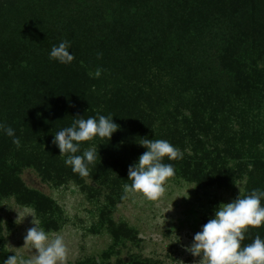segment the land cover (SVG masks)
<instances>
[{
    "label": "trees",
    "instance_id": "1",
    "mask_svg": "<svg viewBox=\"0 0 264 264\" xmlns=\"http://www.w3.org/2000/svg\"><path fill=\"white\" fill-rule=\"evenodd\" d=\"M64 40L70 64L49 58ZM98 115L120 127L110 140L80 143L76 155L95 147L100 156L81 177L52 141L77 116ZM0 124L21 141L17 148L0 130V206L12 198L45 232L57 231L61 207L21 175L73 183L99 203L98 225L112 238L100 260L75 264H112L113 255V264H160L120 256L140 239L112 216L131 184L128 167L147 151L143 138L183 153L163 160L174 166L170 180L229 191L242 181L241 196L264 191V0H0ZM257 235L264 240V224L249 227L241 246ZM9 255L0 213V264Z\"/></svg>",
    "mask_w": 264,
    "mask_h": 264
},
{
    "label": "rangeland",
    "instance_id": "2",
    "mask_svg": "<svg viewBox=\"0 0 264 264\" xmlns=\"http://www.w3.org/2000/svg\"><path fill=\"white\" fill-rule=\"evenodd\" d=\"M21 177L27 186L52 197L61 207L60 229L46 233L50 238L56 233L64 236L68 247L66 264H75L86 258L100 260L102 254L108 252L112 238L103 226L98 225L99 203L89 201L73 183L53 187L42 182L32 169L24 170ZM194 186L184 180L169 179L165 185L167 190L158 201H148L137 194L117 204L113 219L128 223L137 231L140 239L121 247L119 255L139 254L160 264H182L181 261L183 264H196L201 257H194L185 251V247L191 246L194 235L202 230L209 219L215 218V211H212L214 204L211 202H216L217 206L232 202L242 192L243 182L238 181L231 191L217 187L202 190L192 188ZM187 192V198L181 197L186 196ZM0 213L6 248L12 254L31 258L35 249L24 246V237L27 230L34 226L31 215L38 219L34 211L17 205L10 198L1 203ZM115 258L113 255L110 263L113 264Z\"/></svg>",
    "mask_w": 264,
    "mask_h": 264
},
{
    "label": "clouds",
    "instance_id": "3",
    "mask_svg": "<svg viewBox=\"0 0 264 264\" xmlns=\"http://www.w3.org/2000/svg\"><path fill=\"white\" fill-rule=\"evenodd\" d=\"M69 48L70 42L64 40L52 47L49 58L61 64H70L75 57ZM102 71L103 69L98 68L95 77L99 78ZM119 127L113 122L111 115H98V119L77 116L70 127L55 134L52 143L59 148L60 156L66 157L64 163L71 166L74 173L87 177L90 174L88 165L95 164L98 152L92 147L84 150L82 155H76L80 151V143L91 141L95 137L110 140ZM0 130L13 138L12 142L17 148L21 146L13 128L0 124ZM139 144L147 151L140 155L138 163L128 167V181L131 184L123 185L124 195L121 199L139 194L144 199L155 202L164 196L167 181L175 175L174 166L164 163V158L175 161L182 159L183 153L163 139L143 138ZM195 187L196 185L192 188ZM187 196L188 192L181 197ZM262 198L264 191L257 189L245 196L239 194L230 203H221L215 210V218L209 219L202 226V230L194 235L191 246H186L185 251L194 257H201L196 264H264V240L259 235L250 244L241 246L249 227L259 228L264 224ZM31 216L34 226L27 230L24 246L35 249L34 254L28 259L17 254L9 255L3 264H66L68 247L64 236L56 233L50 238L40 227V221L34 214Z\"/></svg>",
    "mask_w": 264,
    "mask_h": 264
}]
</instances>
